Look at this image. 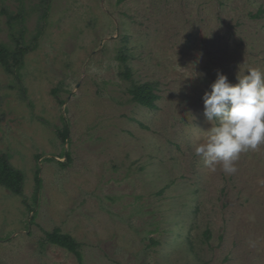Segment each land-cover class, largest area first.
<instances>
[{
    "label": "rangeland",
    "instance_id": "1",
    "mask_svg": "<svg viewBox=\"0 0 264 264\" xmlns=\"http://www.w3.org/2000/svg\"><path fill=\"white\" fill-rule=\"evenodd\" d=\"M12 30L32 49L0 66V153L24 174L21 195L0 185V264H78L43 243L55 227L84 264H264V145L233 174L194 152L217 71H264V0H0L13 48ZM147 81L154 109L129 92Z\"/></svg>",
    "mask_w": 264,
    "mask_h": 264
},
{
    "label": "clouds",
    "instance_id": "2",
    "mask_svg": "<svg viewBox=\"0 0 264 264\" xmlns=\"http://www.w3.org/2000/svg\"><path fill=\"white\" fill-rule=\"evenodd\" d=\"M201 99L203 115L211 126L202 131L195 155L209 171L219 168L233 174L242 152L264 145V71L251 66L239 69L235 83L217 71Z\"/></svg>",
    "mask_w": 264,
    "mask_h": 264
},
{
    "label": "trees",
    "instance_id": "3",
    "mask_svg": "<svg viewBox=\"0 0 264 264\" xmlns=\"http://www.w3.org/2000/svg\"><path fill=\"white\" fill-rule=\"evenodd\" d=\"M42 3L47 7L51 0H41ZM262 16V9H259L258 12L255 14H251L252 18H260ZM10 24V22H9ZM10 27L14 29L13 25L10 24ZM11 38L14 43V47L7 46L6 44L0 42V66L3 70L8 74H16V69L21 65L24 56L32 49L31 43H26L23 41L22 32H17V34L12 30L11 31ZM35 40V39H34ZM118 60L122 63L124 67V71L122 72V76L125 79L131 78V69L126 63V56L123 54L118 55ZM56 93L54 89L52 91ZM129 92L132 96V100L137 102L138 104L149 108L154 109L156 108V100L159 98L154 92V86L152 82H143V83H132L129 89ZM60 103L63 100H59ZM64 124L62 128H57V135L63 142H67L68 140V124L66 123L65 118ZM64 155L68 160H70L69 152H65ZM38 157V155H37ZM47 160H52L47 158ZM58 163L63 165L62 162ZM23 181H24V174L21 170L14 168L11 163L9 162L8 156L4 153H0V185L5 187L6 189L10 190L12 193L16 195H21L23 191ZM34 194L32 195V202L33 205H30L24 200L26 207L30 212L35 211V205H37V197L39 190L42 186V178L40 177V168L37 166L34 174ZM35 217V213L32 215L31 219ZM47 242L48 244L56 245L61 248H64L68 252L72 253L78 264L83 263V253H82V245L76 238L70 235L67 232H63L59 227L53 228L51 231H44L43 236V243Z\"/></svg>",
    "mask_w": 264,
    "mask_h": 264
}]
</instances>
